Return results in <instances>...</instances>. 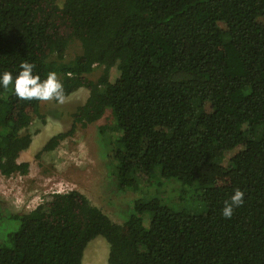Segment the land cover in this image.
<instances>
[{
  "label": "trees",
  "instance_id": "obj_1",
  "mask_svg": "<svg viewBox=\"0 0 264 264\" xmlns=\"http://www.w3.org/2000/svg\"><path fill=\"white\" fill-rule=\"evenodd\" d=\"M22 61L56 72L65 98L89 90L74 127L111 113L113 173L146 195L117 223L78 190L51 193L8 216L0 264H83L97 237L108 264H264V0H0V71L15 77ZM42 102L0 88V174L29 172L19 158ZM170 179L182 209L153 193ZM237 188L244 204L226 219Z\"/></svg>",
  "mask_w": 264,
  "mask_h": 264
},
{
  "label": "rangeland",
  "instance_id": "obj_2",
  "mask_svg": "<svg viewBox=\"0 0 264 264\" xmlns=\"http://www.w3.org/2000/svg\"><path fill=\"white\" fill-rule=\"evenodd\" d=\"M63 1L57 0L60 5ZM80 52L79 43L74 42L68 49L67 58H73ZM101 70L97 67L90 77L98 78ZM83 92L81 89L76 94H70L62 104L54 100L42 102L41 113L45 119L33 117L28 128L32 142L19 158L30 163L29 172H16L11 176L0 174V240L3 232L11 226L9 215L32 211L53 192L78 190L117 223H123L131 215L134 202L145 194L142 191L121 189L113 173L115 166L110 158L111 153L100 132L102 125L112 123L110 112L87 126H73L72 114L76 110L74 96H80L84 101L87 95L86 91ZM71 130L72 133L61 140L54 150L39 154L52 136ZM230 156L227 154L222 164L227 165ZM181 189L178 181L170 179L164 180L153 193L164 203L179 210L186 205L179 198ZM17 226L16 223L14 228ZM108 253L107 241L97 237L88 244L83 264H101L100 257L108 264Z\"/></svg>",
  "mask_w": 264,
  "mask_h": 264
},
{
  "label": "clouds",
  "instance_id": "obj_3",
  "mask_svg": "<svg viewBox=\"0 0 264 264\" xmlns=\"http://www.w3.org/2000/svg\"><path fill=\"white\" fill-rule=\"evenodd\" d=\"M33 63L22 61L19 71L13 77L10 71H0V88L7 89L11 85L13 94L20 100L55 101L62 104L65 101V92L62 82L56 72L49 71L46 78L41 79L39 74L34 73ZM245 193L239 188L235 189L229 200L225 201L220 215L230 219L234 210L244 204Z\"/></svg>",
  "mask_w": 264,
  "mask_h": 264
},
{
  "label": "crops",
  "instance_id": "obj_4",
  "mask_svg": "<svg viewBox=\"0 0 264 264\" xmlns=\"http://www.w3.org/2000/svg\"><path fill=\"white\" fill-rule=\"evenodd\" d=\"M83 90L85 93H86V95H87V97H86V99L83 101V99L80 97V96H74V105H76V108L78 107V106H80V105H83L86 101H87V98H88V96H89V94H88V89L87 88H85V87H82V88H79L78 90H76L75 92H73L72 94H76L79 90ZM83 92V93H84ZM71 94V95H72ZM41 106V105H40ZM40 113H41V107H40ZM42 114V113H41ZM56 120V119H55ZM59 123H60V121H58ZM58 124V123H57ZM61 124H62V122H61ZM85 252H86V250H85ZM84 256H85V253H84ZM84 260V259H83Z\"/></svg>",
  "mask_w": 264,
  "mask_h": 264
},
{
  "label": "bare ground",
  "instance_id": "obj_5",
  "mask_svg": "<svg viewBox=\"0 0 264 264\" xmlns=\"http://www.w3.org/2000/svg\"><path fill=\"white\" fill-rule=\"evenodd\" d=\"M99 263L105 264V262L103 261V259L101 257H100Z\"/></svg>",
  "mask_w": 264,
  "mask_h": 264
},
{
  "label": "built area",
  "instance_id": "obj_6",
  "mask_svg": "<svg viewBox=\"0 0 264 264\" xmlns=\"http://www.w3.org/2000/svg\"><path fill=\"white\" fill-rule=\"evenodd\" d=\"M3 175V174H2ZM13 175V174H12ZM54 193V192H53ZM59 193H62V192H59ZM65 193V192H64ZM44 201V200H43ZM41 204V203H40Z\"/></svg>",
  "mask_w": 264,
  "mask_h": 264
}]
</instances>
